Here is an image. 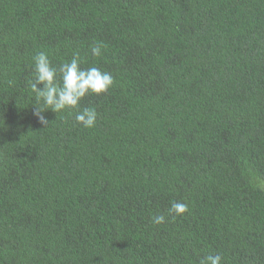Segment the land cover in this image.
Instances as JSON below:
<instances>
[{
  "label": "trees",
  "instance_id": "obj_1",
  "mask_svg": "<svg viewBox=\"0 0 264 264\" xmlns=\"http://www.w3.org/2000/svg\"><path fill=\"white\" fill-rule=\"evenodd\" d=\"M40 51L113 76L94 127L39 123ZM216 254L264 264V0H0V264Z\"/></svg>",
  "mask_w": 264,
  "mask_h": 264
},
{
  "label": "clouds",
  "instance_id": "obj_2",
  "mask_svg": "<svg viewBox=\"0 0 264 264\" xmlns=\"http://www.w3.org/2000/svg\"><path fill=\"white\" fill-rule=\"evenodd\" d=\"M103 44L94 42L90 46L91 55H102ZM79 53H74L70 61H64L54 66L49 55L40 51L33 57V76L29 81L31 92L35 95L37 104H43L45 110L35 107L34 115L44 127L49 121L43 113L51 110L61 113L67 109H76L74 119L84 128L95 126L98 113L93 107L80 108L81 100L89 94L100 95L109 91L115 81L113 76L96 66L83 68ZM169 214L181 216L188 211V205L183 202H172ZM154 224L165 222L163 214L152 217ZM199 264H222L220 254L207 255L199 259Z\"/></svg>",
  "mask_w": 264,
  "mask_h": 264
}]
</instances>
